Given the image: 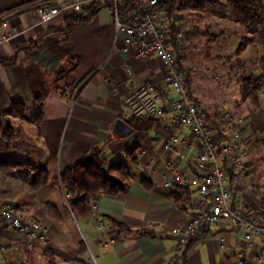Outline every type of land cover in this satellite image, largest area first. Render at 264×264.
<instances>
[{
    "label": "crops",
    "instance_id": "0c3cea01",
    "mask_svg": "<svg viewBox=\"0 0 264 264\" xmlns=\"http://www.w3.org/2000/svg\"><path fill=\"white\" fill-rule=\"evenodd\" d=\"M30 1L0 0V19L24 29L18 38L0 45V57L15 59L12 65L0 66V123L17 130L10 146L0 136V160L41 166L50 179L48 185L34 189L16 176L15 169L0 166V213L12 204L23 220L45 224L52 248L44 249L20 235L0 214V264H87L91 254L98 264H167L176 245L171 231L196 213L198 195L188 188L179 200L142 177L140 151L147 148L157 157L177 129L171 118L135 117L126 104L127 97L147 80L156 84L163 98L172 93L160 61L137 58L134 48L125 47L123 34L115 40L114 17L108 7L100 8L90 23L73 26L69 32L60 31L64 15L26 31L22 14L33 5L23 4ZM171 25H176V32L169 36L177 39L173 47L180 69L189 82L190 95L202 109L195 93L203 92L204 78L197 73L198 64L186 45L191 42L187 33L193 29L186 25L181 11L173 16ZM249 37L248 48L253 49L255 62L263 70L264 22ZM76 61L84 64L72 67ZM66 62L71 70L65 69ZM64 70L71 80L61 89L56 84ZM16 102L25 104V120L17 115ZM40 113L41 118L35 120ZM223 113L220 109L206 112L211 124L219 123L221 134L225 131ZM118 120L133 128L132 133L119 136L114 130ZM251 125L247 144L258 130H264L259 116ZM94 148L100 149L106 165L121 160L130 163L135 177L126 193L99 195L96 208L84 217L71 208L60 175ZM179 166L191 171L187 163ZM163 169L164 164L158 163L159 174ZM256 177L252 173L248 184L231 185L233 205L246 217L264 212L258 189L250 188ZM46 204L55 208L41 210ZM100 219L108 227L119 222L130 231L106 238L98 227ZM243 234L242 228L226 221L212 224L188 247L181 264H235L239 255L252 264H264V240L256 238L253 248L244 249Z\"/></svg>",
    "mask_w": 264,
    "mask_h": 264
},
{
    "label": "built area",
    "instance_id": "2783aa9c",
    "mask_svg": "<svg viewBox=\"0 0 264 264\" xmlns=\"http://www.w3.org/2000/svg\"><path fill=\"white\" fill-rule=\"evenodd\" d=\"M163 0H72L59 3L58 0L43 2L28 8L22 14L25 30L48 24L59 15L82 13L93 5L106 6L114 17L115 40L124 35L126 48H134L140 59L157 58L163 68L166 83L172 93L165 98L156 84L147 80L126 99V104L135 117L171 118L177 132L165 141L157 157L147 148L140 151L142 177L153 183L157 189L180 193L185 189L197 192L196 213L183 225L176 226L171 233L175 237L174 252L167 264H181L184 255L197 236L212 224L226 221L244 230L243 248L254 247L255 239L264 240V220L256 215L246 217L233 205L231 184H248L252 177L248 163L247 134L251 123L245 118L223 113L225 131L221 134L211 124L205 113L190 95L186 78L179 66L178 54L170 38L171 22L167 15L157 8ZM132 10L123 12V8ZM24 29L0 19V45L18 38ZM191 46V42H186ZM203 57L200 48L193 49ZM218 80V76L214 81ZM158 163L164 164L163 171H157ZM187 163L191 171L179 165ZM233 182V183H232ZM98 196L91 199L92 210L97 206ZM1 217L20 235L39 243L44 249H51L49 228L39 220H23L12 204L1 211ZM98 227L106 238L116 236L117 229L108 227L105 219L98 221ZM113 243V239L111 240ZM87 264H98L93 254ZM235 264H252L239 255Z\"/></svg>",
    "mask_w": 264,
    "mask_h": 264
},
{
    "label": "trees",
    "instance_id": "16d2710c",
    "mask_svg": "<svg viewBox=\"0 0 264 264\" xmlns=\"http://www.w3.org/2000/svg\"><path fill=\"white\" fill-rule=\"evenodd\" d=\"M43 2H47V0H33L23 5L31 4L36 6ZM100 7L101 6L93 5L80 14L72 12L65 14L64 23L60 31L69 32L73 26L90 23L98 14ZM185 8L199 11L229 10L237 23L247 27L251 31L257 30L264 22V0H163L157 9L163 11L171 22L173 16ZM130 10H132V8H123L124 13ZM175 29L176 25L170 27V34L173 32L174 35V32H176ZM187 34V36H193L195 32H193V34L192 32ZM171 39L172 46L176 47V37ZM251 42L252 39L250 37H243L236 50L227 56V61L236 57L235 61L241 63L239 56L246 51ZM34 47L35 45L29 47V49ZM209 55L210 53L207 52V56ZM13 63H15L14 58L9 60L0 57V66H8ZM188 83L187 80V85ZM262 83H264V68L262 74L258 77H255L253 74L243 77L239 85V92L240 102L249 103L252 113L258 115L261 118V122L264 124V107L260 95ZM15 105L17 115L20 119L25 120V104L16 102ZM41 115L42 113L35 115L34 119L37 120L41 118ZM207 119L210 121L208 117ZM215 124L214 125L218 128L219 123L215 122ZM16 135L17 130L15 127L10 125L3 127L0 123V136L7 141L9 146ZM133 160H135V158L132 159V162ZM0 166L15 169L16 176L31 188L39 189L49 183V173L41 166L27 162H3L1 160ZM134 177L135 173L130 163L121 160L111 165H106L101 160L100 149L94 148L82 160L67 168L60 175V180L61 186L73 211L81 216L87 217L92 212V197H97L101 194L115 196L126 193L130 187V181ZM172 195L179 200L183 198V192L173 193ZM44 208L55 207L51 204H46L41 206L40 209L42 210ZM40 212H38V214ZM255 215L264 219V212H257ZM114 226L118 234L130 231L129 228L119 222L115 223Z\"/></svg>",
    "mask_w": 264,
    "mask_h": 264
},
{
    "label": "rangeland",
    "instance_id": "374dc122",
    "mask_svg": "<svg viewBox=\"0 0 264 264\" xmlns=\"http://www.w3.org/2000/svg\"><path fill=\"white\" fill-rule=\"evenodd\" d=\"M63 3H70L72 0H61ZM100 8H107L106 6ZM99 8V9H100ZM182 17L186 21L193 36H187L192 45L187 46V51L193 60L198 64L197 73L203 76V92L198 90L195 97L202 104V111L210 112V109H220L223 112L230 111L235 116L245 118L246 122L251 123L254 116L249 103L240 102L239 85L241 79L245 76L253 74L258 77L263 70L255 62V54L252 48H248L239 58L240 62H236V57L227 61V56L233 53L242 41L243 37H249L247 27L237 23L232 17L229 10H208L199 11L190 8L181 10ZM178 13V12H177ZM98 14L93 18V20ZM64 19V17L62 16ZM92 20V21H93ZM194 48H200L205 57L202 59L199 54L194 52ZM207 52L210 53L207 56ZM66 62L65 69L71 70ZM84 62L76 61L72 67H79ZM66 70L61 73V79L57 80L56 86L67 87L71 76H68ZM210 71V72H209ZM218 76L219 80L214 81ZM261 101L264 107V83L261 85ZM204 96V97H203ZM263 124V123H262ZM261 125V124H260ZM264 125V124H263ZM251 143L246 144L248 150V163L253 174H257L256 179L252 183V187L259 191L260 200L264 197V130H258L252 137ZM259 141L260 145H252L253 142ZM264 220V219H263Z\"/></svg>",
    "mask_w": 264,
    "mask_h": 264
},
{
    "label": "water",
    "instance_id": "95a60500",
    "mask_svg": "<svg viewBox=\"0 0 264 264\" xmlns=\"http://www.w3.org/2000/svg\"><path fill=\"white\" fill-rule=\"evenodd\" d=\"M115 132L119 136H127L128 134H131L133 131V128H131L127 123H125L123 120H118L115 125Z\"/></svg>",
    "mask_w": 264,
    "mask_h": 264
}]
</instances>
